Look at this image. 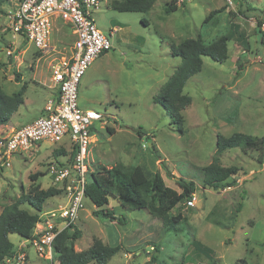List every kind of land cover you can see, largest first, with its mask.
Returning a JSON list of instances; mask_svg holds the SVG:
<instances>
[{"label": "rangeland", "instance_id": "rangeland-1", "mask_svg": "<svg viewBox=\"0 0 264 264\" xmlns=\"http://www.w3.org/2000/svg\"><path fill=\"white\" fill-rule=\"evenodd\" d=\"M111 2L102 0L93 19L112 49L90 65L79 85L80 107L103 114L114 130L96 126L88 181L91 174L105 173L118 163L141 165L152 174L159 172L165 184L179 193V179L193 182L197 200L192 208L185 201L175 208L172 215L181 212L184 218L165 231L162 221L146 209L130 210L110 197L108 208L124 221L119 223L95 216V205L86 199L74 225L82 233L76 251L87 250L96 237L122 247L108 264H264V150L226 151L221 165L240 169L225 184L231 186L216 189L203 182V169L215 156L218 135L264 136V38L249 22L250 18L264 19V0H236L233 8L225 0H193L170 14L165 9L171 0H157L148 12L123 13L113 10ZM3 9L0 86L12 95L28 82L26 103L19 110L30 120L48 102L49 91L42 83L49 78L51 59H40L41 54L24 38L13 35L4 12L10 8L4 4ZM212 12L216 14L205 23ZM60 28L61 24L53 27L51 44L59 49L74 45L70 26ZM199 35L206 43L230 37L229 59L220 64L203 57L202 71L187 82L184 94L191 96L192 104L182 112V134L154 98L182 63L172 55L171 44ZM15 74L23 83L15 82ZM17 120L18 116L12 118L14 123ZM139 128L148 135L139 137ZM65 142H43L36 151L15 156L9 167L0 163V213L36 185L65 192L66 185L53 182L47 172L50 163L64 161V155L54 154L59 149H65L66 161L72 162V148L69 140ZM36 173L43 176L33 182L31 176ZM66 202L64 194L51 197L44 209ZM22 208L33 211L28 205ZM10 240L18 246L20 237L13 234ZM195 241L214 251V262L192 253ZM29 256L27 264H48L33 249Z\"/></svg>", "mask_w": 264, "mask_h": 264}, {"label": "trees", "instance_id": "trees-1", "mask_svg": "<svg viewBox=\"0 0 264 264\" xmlns=\"http://www.w3.org/2000/svg\"><path fill=\"white\" fill-rule=\"evenodd\" d=\"M12 0H0V13L2 6ZM157 0H113L111 7L118 12H148ZM184 4L182 7H184ZM177 6L172 0L167 5V14L177 11ZM216 14L212 12L205 23ZM264 17V13H263ZM148 24L147 21H143ZM263 35L260 29H257ZM231 40L228 36H221L211 43H206L201 35L197 38H188L179 44H171L173 56L182 60L181 65L175 70L158 95L154 103L162 106L172 117L173 123L179 131L184 133V118L182 112L192 104L191 96L184 94V89L194 75L203 69V57H209L214 62L225 63L229 59L228 43ZM16 82H20V76L16 75ZM27 92L25 83L18 92L8 95L0 87V127L9 125L12 117L24 105V96ZM111 133L114 132L110 129ZM139 137L148 135L142 128L136 130ZM154 149V148H153ZM242 149L261 151L264 150V136L254 137L242 133L233 134L230 137L217 136V148L211 164L203 169V182L205 186L216 189L228 187L226 182L237 175L239 168L223 167L220 157L228 150ZM55 156H67L65 149L55 151ZM73 152L70 159L73 160ZM263 163V159L260 160ZM43 176L36 173L31 176L33 182H37ZM177 185L182 192L167 186L159 172L152 174L145 167L130 166L118 163L105 173H93L90 175V182L86 188V197L91 200L96 209L95 216H103L111 221L124 222L121 218L115 217L112 210L108 208L110 197L115 198L122 207L130 210L146 209L149 214L163 223L165 231L171 230L176 224L183 220L181 212L172 215V211L188 200L195 192L193 182H186L179 179ZM61 189L49 188L42 190L39 186L33 187L29 193L22 196L10 205L3 207L0 213V264L7 257L15 253V245L10 240V235L17 234L20 239H30L34 228L39 221V214L43 212L46 201L51 197L60 196ZM28 205L33 211L22 208ZM241 206L237 209L239 212ZM81 231L76 226H71L62 231L54 241V264H108L109 261L121 251V246H110L99 238H94L91 246L85 251H76V241L81 236ZM194 251L204 256L211 263L214 262V251L204 246L199 241L193 244ZM197 256V255H196ZM198 257V256H197ZM155 260V258H153Z\"/></svg>", "mask_w": 264, "mask_h": 264}, {"label": "built area", "instance_id": "built-area-1", "mask_svg": "<svg viewBox=\"0 0 264 264\" xmlns=\"http://www.w3.org/2000/svg\"><path fill=\"white\" fill-rule=\"evenodd\" d=\"M181 7L193 0H172ZM102 0H19L15 9L7 13V28L15 37L24 38L40 54V59H51V80L57 95L47 102L45 114L33 122L0 135V163L9 167L11 160L23 153H32L43 142L63 144L69 140L73 152L72 162L55 160L47 172L58 185L65 186L68 204L39 216L33 235L24 239L15 253L2 264H27L33 249L41 261L55 263L54 241L65 229L74 226L84 209L88 181V159L95 142L97 125L107 129L109 121L98 111L81 108L78 102L79 85L90 65L112 49L110 39L96 26L93 14ZM236 0H225L233 8ZM56 20L72 25L77 42L70 56L57 45L51 44ZM251 26L264 32V19L250 18ZM256 24V25H255ZM15 59L18 56L9 54ZM195 193L185 201L192 208ZM96 209V207H95ZM153 249V248H152Z\"/></svg>", "mask_w": 264, "mask_h": 264}, {"label": "crops", "instance_id": "crops-1", "mask_svg": "<svg viewBox=\"0 0 264 264\" xmlns=\"http://www.w3.org/2000/svg\"><path fill=\"white\" fill-rule=\"evenodd\" d=\"M18 1L19 0H12V1H10V2H8V3H6L7 5H8V7L10 8L9 9V11L10 10H12V9H15L16 8V6H17V4H18ZM113 1V0H112ZM2 10H4L3 9V6H2ZM9 11H4L5 12V18H6V16H7V13L9 12ZM7 19V18H6ZM7 21V20H6ZM63 23L65 24V25H68V27L70 26V30L72 31V37H73V41H74V45H75V43L77 42V36H76V34H75V32H74V30H73V28H72V25L71 24H69V23H65V22H63V21H61V20H56L55 21V23H54V26L55 25H60L61 24V28H60V30L65 26V25H63ZM6 24H8V21H7V23ZM118 29H116L115 30V32L117 31ZM22 38V37H21ZM74 45H64L63 46V48H62V51H64V53H65V55L66 56H70V54H71V49H72V47L74 46ZM19 57V56H18ZM19 59V58H18ZM40 60V59H39ZM23 63V62H22ZM22 63H20V65L19 66H21V64ZM31 68V67H30ZM49 78H44V81H43V83H42V85L44 86V87H46L47 89H48V91H49V99H51V98H53V97H55L56 95H57V88L54 86V84H53V82H52V80H51V71H50V67H49ZM16 75V74H15ZM8 81L10 82V81H12V79H8ZM15 82H16V80H15ZM17 83H23V81H21L20 80V82H17ZM26 83V82H25ZM25 83H23L22 84V86L25 84ZM28 83V82H27ZM26 83V84H27ZM1 87V86H0ZM2 88V87H1ZM27 89H28V84H27ZM26 94V93H25ZM49 99H48V101H49ZM24 103H26L25 102V96H24ZM44 108H45V106H44ZM44 108H42L40 111H39V114H38V116H36V117H34V118H32V119H30V120H25L23 117L25 116L24 115V113H21L20 112V110H18V112L13 116V117H15V116H18V120H17V122L16 123H14L12 120H11V123L9 124V125H6V126H2V127H0V133H2V135H5V134H9L10 132H12L13 130H16V129H18V128H20L21 126H23V125H26V124H29V123H31V122H33L35 119H37V118H39V117H41L42 115H44L45 114V111H44ZM83 108V107H82ZM12 117V118H13ZM2 129V130H1ZM8 131V132H7ZM1 135V134H0ZM66 144V142L65 143H63V145H65ZM59 148H61V147H59ZM62 158H63V160L64 161H66L67 160V156H62ZM59 160H62V159H59ZM64 195H65V192L63 193ZM67 199V198H66ZM68 204V199H67V202H66V204L65 205H59L58 207H52V208H50L49 210H43V212H41L40 214H39V216L41 215V214H43V213H45V212H47V211H51V210H53V209H59V208H61V207H63V206H66ZM23 241V239H20V242H19V244H18V246H15V248H18L19 246H20V244H21V242ZM132 255H131V252L128 254V257L130 258Z\"/></svg>", "mask_w": 264, "mask_h": 264}, {"label": "clouds", "instance_id": "clouds-1", "mask_svg": "<svg viewBox=\"0 0 264 264\" xmlns=\"http://www.w3.org/2000/svg\"><path fill=\"white\" fill-rule=\"evenodd\" d=\"M153 248V247H152Z\"/></svg>", "mask_w": 264, "mask_h": 264}]
</instances>
